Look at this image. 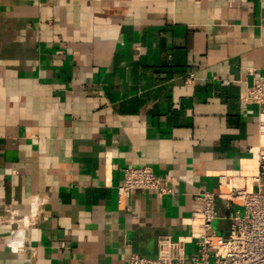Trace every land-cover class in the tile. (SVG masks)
I'll use <instances>...</instances> for the list:
<instances>
[{"label":"crops","instance_id":"crops-1","mask_svg":"<svg viewBox=\"0 0 264 264\" xmlns=\"http://www.w3.org/2000/svg\"><path fill=\"white\" fill-rule=\"evenodd\" d=\"M255 78L264 0H0V264H126L166 237L195 253L194 194L258 172ZM145 165L174 192L119 196Z\"/></svg>","mask_w":264,"mask_h":264},{"label":"built area","instance_id":"built-area-1","mask_svg":"<svg viewBox=\"0 0 264 264\" xmlns=\"http://www.w3.org/2000/svg\"><path fill=\"white\" fill-rule=\"evenodd\" d=\"M190 73L186 80L194 83ZM246 100L258 109V131L264 137V80L255 78L248 87ZM259 169L250 177L252 188L233 187L228 191L200 189L194 194L197 206L191 219L198 222L201 231L196 237V251L189 254L181 239L162 238L158 254L149 258L131 253L126 264H264V152L259 153ZM226 176L219 177L220 185ZM134 190H155L172 194L169 177L158 175L150 166H131L124 169L123 184L118 194L126 197ZM224 200L231 230L228 236L218 235L211 222L217 217L216 202ZM242 210V211H241Z\"/></svg>","mask_w":264,"mask_h":264}]
</instances>
